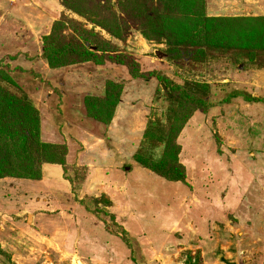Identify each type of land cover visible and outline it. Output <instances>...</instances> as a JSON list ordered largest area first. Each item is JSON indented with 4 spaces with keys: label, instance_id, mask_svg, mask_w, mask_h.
Listing matches in <instances>:
<instances>
[{
    "label": "rangeland",
    "instance_id": "1",
    "mask_svg": "<svg viewBox=\"0 0 264 264\" xmlns=\"http://www.w3.org/2000/svg\"><path fill=\"white\" fill-rule=\"evenodd\" d=\"M0 264H264V0H0Z\"/></svg>",
    "mask_w": 264,
    "mask_h": 264
},
{
    "label": "crops",
    "instance_id": "2",
    "mask_svg": "<svg viewBox=\"0 0 264 264\" xmlns=\"http://www.w3.org/2000/svg\"><path fill=\"white\" fill-rule=\"evenodd\" d=\"M64 200H65V195H62L61 196V202L64 201ZM38 203H40V202H38Z\"/></svg>",
    "mask_w": 264,
    "mask_h": 264
}]
</instances>
